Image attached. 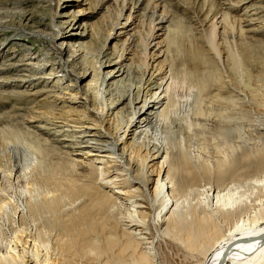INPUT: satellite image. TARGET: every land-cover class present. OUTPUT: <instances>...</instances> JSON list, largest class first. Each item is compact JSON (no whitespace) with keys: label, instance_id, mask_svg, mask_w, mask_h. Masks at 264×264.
<instances>
[{"label":"bare ground","instance_id":"6f19581e","mask_svg":"<svg viewBox=\"0 0 264 264\" xmlns=\"http://www.w3.org/2000/svg\"><path fill=\"white\" fill-rule=\"evenodd\" d=\"M25 1L0 0V88L15 86L30 94L46 92L51 102L61 101L63 107H70L68 116H50L49 126L36 127L51 131L60 140H69L68 132L73 131L69 121L79 123L78 127L82 128L84 135L76 136L80 139L71 138L74 144L65 147L72 148L69 152L73 156L70 157L71 164L90 165L94 168L93 175L81 185L82 189L69 187L64 192L77 195L83 190L96 197L91 204L102 218L99 231L104 235L90 238L88 245L103 258L102 264H165L166 260L159 262V252L154 250L155 245L161 243L176 253L184 251L194 264H264V222L260 223L264 211L255 207L258 213L251 214L252 210L239 206L218 212L238 202L234 195L240 185L235 190L205 185L214 175L223 183V176L234 172L241 164L253 169L257 173L256 181L264 183V144L250 146L239 142L243 133L241 116L228 114L225 122L222 112L225 109L218 111L221 118L218 113H210L214 108L211 104L224 102L221 99L224 97L218 100L221 95L214 92L221 86L217 84L222 80L220 66L229 68L232 73L241 72L244 66L241 53L232 46L248 31L245 26L255 27L258 22H264L263 12L258 11L264 7L248 6L251 7L246 10L249 18L243 19L231 13L255 0H221L223 8L219 11L211 2L204 13L198 14L196 10L202 5L200 0H98L97 4L92 2L91 5L92 11L103 17V25L97 31L100 47H88L90 51L77 57L74 49L79 44L73 42L72 52L65 59L69 44L66 40L91 35L87 24L77 25L80 19L73 11H59L61 7L67 9L72 5H63L65 0H34L39 4L38 8L49 9V21L43 22L45 15L41 12L42 18L37 24L50 27L47 28L50 30L38 29V25L32 28L29 25L32 17L26 14L27 11L22 14L21 5ZM180 9L181 13L178 12ZM205 13L206 18H203ZM259 13L261 17H254ZM77 14L81 15L79 11ZM59 17H62L63 28ZM184 17L196 18L199 28L196 36L186 39ZM80 28L84 29L77 31ZM21 39L48 48L52 57H56L55 61L39 58L40 53L35 55L34 48L29 46L25 47L26 54L21 59H14L13 45L20 46ZM112 40L115 43L110 46ZM11 42V50L5 49ZM53 64L57 68L51 67L47 71ZM43 82L52 83L53 88L30 90L33 88L30 85ZM56 89L63 94L55 93ZM235 89L237 95L242 94L241 89ZM84 104V109L77 108ZM84 111L96 119L84 118ZM213 115L220 118L215 128L201 131V126L207 128L205 120H211ZM257 126L264 141V122ZM212 139H218L215 145L212 142V148L220 155L223 153V157L216 160L215 171L203 158ZM48 149L38 147L44 155L48 154ZM76 157L88 161H79ZM29 162L27 157L18 160L16 171L25 170ZM103 187L110 188L111 192ZM201 188L204 197L212 202L211 208L190 206L183 209L184 200ZM45 206L34 204L33 212ZM110 215L114 218V227L108 226L103 219ZM86 216L90 217L88 208L78 214L82 219L80 225L83 220L95 223ZM147 217L153 219L150 221L154 225L152 230ZM80 225L68 230L72 235L79 234L87 239L88 229L84 233ZM93 229L90 232L97 233L98 227ZM71 242L73 240H69L68 245ZM7 248L8 254L0 264H10V257L15 256V253L9 254L13 248L10 251ZM26 261L41 264L37 255H31Z\"/></svg>","mask_w":264,"mask_h":264},{"label":"rangeland","instance_id":"374dc122","mask_svg":"<svg viewBox=\"0 0 264 264\" xmlns=\"http://www.w3.org/2000/svg\"><path fill=\"white\" fill-rule=\"evenodd\" d=\"M86 1H90L89 4H86ZM200 1H202V5L198 10H196L197 14L201 11H203L204 13L206 7L209 6L211 2V5H214L217 11H219L221 7L223 8V3L221 4V0ZM92 2L94 5V3H98V0H65L63 1V5L67 3H71L72 5L67 7V9H62V7L59 9L60 12L73 11V15L77 16L78 19H80L77 25L86 23L88 26L87 29L91 34L82 38L79 37L73 38L72 40H66V43L69 44H67V46L64 45V47L66 46V48L68 49V53L65 55V59H67L72 52L71 48L73 47V44L71 45V43L73 42L79 44L74 49L76 50V54H78L77 57L83 56L86 51H90V49L92 48H98L101 45L100 39L98 40L97 38V31L103 25V17L102 14H95L94 11H92ZM253 2L254 1L244 3L231 14L243 19H245L246 17L249 18L247 16L248 13L246 12V10H249V8H251L252 6L264 7V0H261V2H256L255 0V3ZM21 6L20 7L22 8V11L24 10L22 14L27 11L26 14H29L32 17L31 22L29 23L32 28H35L38 25L37 22L42 18L40 16L41 12L43 15H45V19H43V22L47 23L49 21V9H42L40 7L38 8L39 4L36 1L27 0L23 2ZM86 8L89 9L85 10ZM182 8L185 7H181V9ZM181 9L178 10L179 13H181ZM78 11L81 13V15L79 16L77 14ZM254 11L255 10H253L252 12ZM258 11L263 12L261 14H263L262 17L264 18V9L258 8ZM261 14L259 13L254 17H261ZM188 15H192V13H189ZM200 15L201 14H199V16ZM61 18L62 17H59L58 21L62 27L63 23H60V20H62ZM184 18V23L186 22L185 24L187 27L185 29L187 30L186 39L196 36L199 30V28L197 27L198 23L196 18ZM203 18H206V13L203 15ZM26 27L30 28L27 25ZM37 28L50 30L47 29L50 27L43 25H38ZM246 28H248V31L242 36V39L238 40L234 44L232 43V48L237 49V51L239 50L238 52L241 53V59H243L242 65L244 66L241 68L242 70L241 72L239 71L238 74L232 73L233 71L229 70V68H226L225 66H220V79L222 80L219 79L220 81H218L217 84L218 86L221 85L219 87L221 88V90L219 88H216L214 92L215 94H217V96L218 94L219 96L221 95L220 97H218V100H220V98L223 96L224 98L221 99L224 100L225 103L218 101L217 104L215 101V105H210L211 107H214V110L212 109L213 111L211 110L212 112L210 111V113H215L214 115L218 113L217 115L221 118V116L219 115L221 113H219L218 111H220L221 109H225L223 111L221 110L224 113L225 122L228 120L226 118V115L228 114H237L241 116L240 122L242 123L243 140L241 136L239 142L242 144L248 143L250 146H261L264 144V141L260 133L258 132L257 124L259 125L260 123L264 122V22H258L255 27L245 26V29ZM249 28H254L255 31H250ZM83 29L84 28H80L77 29V31H81ZM114 43L115 41L112 40L109 44L110 46H113ZM10 44H12V42L7 43L5 45V49L8 48L11 50L12 46H10ZM19 44L21 45H13L12 50L14 49L13 51H16L12 52V55L14 54L15 56L14 59H21L26 54V51L24 52V49L27 46L34 48L32 52L35 53V55H38V53H40L39 58H43L45 60H54V58L56 59L55 56L52 57L53 54H51V51L48 48L46 49V47L44 48L40 44H35L32 42L28 43L24 39H21ZM118 46H120V43H118ZM88 47H90V49ZM7 59L8 58H5V60ZM85 59L87 58L85 57ZM89 61L91 64H93V61H91V59H89ZM6 62L8 63L9 61ZM51 67H54V69L57 68L53 64L47 69V71H50L52 69ZM61 73L62 71L60 72V75ZM225 75L228 76L225 77ZM58 78L60 77H57V79ZM89 79L90 77H88V80ZM57 84L61 85L62 83L57 82ZM223 86L227 89H224ZM30 87H33L30 90L32 92H35L36 90L45 87L53 88V84H46L45 82H43L42 84L36 86H33L32 84L30 85ZM235 88L241 89L242 94L237 95ZM22 90L24 89L15 86L0 88V242L2 240L1 243L3 245V247L1 245L2 250L0 251V253L3 254L4 258L3 259L2 255L0 254V261L5 260L4 256L8 254L5 251L8 247L7 249L9 251L13 248L11 250L12 252L8 251L9 254L15 253L13 259H11L10 257V264H28V261L26 260L31 255H37V257L40 259L41 264H102L101 260L103 258H101V256H98L94 249H91L92 247L88 245V241L90 238L94 236L102 238V236L104 235V233L102 235V233H100L101 231H99L102 225V218L98 214L99 212L96 211L91 204L94 200H96V197L83 190L80 192V194L77 195L69 193L65 194L64 192V190L68 189L69 187H77L82 189L81 185H83L89 177L92 178L93 175L92 170L94 168L90 165L85 167L72 165L70 157L73 156L69 154L72 148L65 147L66 145L74 144L73 141H70L71 138L80 139V137L76 136H81V134L84 135L82 133V128L78 127L79 123L69 121L73 125L69 127L71 130H73L71 131V133L68 132L69 140H60V138L57 135L51 133V131H48V133L46 131L47 129H40L39 127H36L42 125L49 126L47 122H49V120L52 119V116L54 115L56 116L59 114L60 116V114H62L61 117H64L65 115L68 116L67 114H69L68 110L70 109V107H63L64 102L61 103V101H57L56 103L51 102L50 100H48L49 98L46 97V92H44L43 94H30L23 92ZM68 92H71V90L68 89ZM55 93H58L59 95L63 94L60 93L59 89H56ZM215 99L217 100V98ZM85 106L86 105L84 104L83 106H77V108L84 109ZM210 106L208 107L209 109H211ZM216 107L218 109L216 110L217 112H215ZM83 116H85L84 118L87 117V119L89 117V119L91 118V120L96 119V117L90 112L84 111ZM218 116L217 119L215 116L212 117L211 120L206 119L205 127L207 128L203 129V127L201 126V131H209L215 128L216 122L220 119L218 118ZM38 118L40 119L38 120ZM214 118L216 121L213 120ZM217 140L218 139H212L211 147H209L210 149L205 150L208 156L202 151V153L206 156V158L205 156H203V158L208 161L214 171L216 170L214 168L216 167V162L218 161V159L223 157V153H221L220 155L218 151H215V148H212L214 147L215 143L218 142ZM212 142L214 143V145ZM37 146L40 149L49 147L48 154H42L40 150H38ZM226 150L227 149L225 148L224 151ZM209 151L211 152V154H209ZM196 153H198V151H196ZM226 154H229V151H226ZM25 157L29 158L30 162L27 166H25V170L21 169L19 173L16 171V164L18 160H23ZM76 158L79 161H88L86 158ZM16 175H18L19 177ZM212 177L206 180V187L212 185L214 186L215 184V186L219 185L223 188L230 187L232 190H235L236 188H238V185H240L238 193L234 195V199H238V202L234 203L233 207H231V205H228V209L225 207L218 212L231 211L233 210V208H237L239 206H246L247 210H252L251 214H254V211L258 213V211H256L258 208L264 211V183L256 181L258 177L257 173L253 169L251 170L247 166L241 164L234 172L226 173L223 176V183H220L218 181L217 176L214 175ZM212 180H214V182ZM234 185L237 186L235 187ZM202 188L198 193L191 194L188 198H186L184 200L185 203H182L181 207L183 209H187V207L191 206L192 208L209 210V208H211L210 204L212 202L210 203L204 197ZM103 189L105 191L111 192L110 188L108 187H103ZM96 193L99 195L98 191H96ZM240 197L242 198L239 201ZM34 204H45L46 206L39 210L36 209V212H33L34 210L32 209V207L34 206ZM255 207H257V209H255ZM87 208L88 213H90V217L94 219L95 223H89L83 220L80 225L79 221L82 219L78 217V214L83 209ZM218 214L221 215L220 213ZM257 215L259 218V214ZM90 217L86 216V219L91 220ZM151 218L152 217H147V221L149 220L148 223H150L149 226L152 230L154 225L152 222H150L153 220ZM103 219L106 220L108 226L114 227V218H112L111 215ZM263 222L264 219H261L260 223ZM221 223L223 225L225 224L223 219H221ZM76 225H80L82 227V232H84V230L87 231L88 229L86 233L84 232L85 235L88 234L86 235L87 239L84 238L85 236H81L79 234H77L76 236V234L72 235V233L69 232V230ZM93 225L95 228L98 227L97 233L90 232L91 230H95L93 229ZM116 229L119 232L120 224L116 226ZM72 237L74 239H72ZM25 240L27 242H25ZM69 240H73L70 245H68ZM18 241L20 243H18ZM9 245H11V247ZM154 250H158L157 252H159V262L161 259H163L166 260L165 264H173L172 262H176V264H194L193 260L190 259L191 256L182 250L176 253L174 249L166 248L162 245V243L158 245L156 244ZM17 259H19L20 261Z\"/></svg>","mask_w":264,"mask_h":264}]
</instances>
